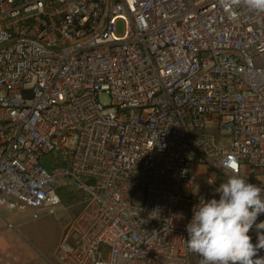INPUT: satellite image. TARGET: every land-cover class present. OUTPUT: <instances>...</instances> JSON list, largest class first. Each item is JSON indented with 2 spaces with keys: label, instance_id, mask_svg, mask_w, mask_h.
<instances>
[{
  "label": "built area",
  "instance_id": "built-area-1",
  "mask_svg": "<svg viewBox=\"0 0 264 264\" xmlns=\"http://www.w3.org/2000/svg\"><path fill=\"white\" fill-rule=\"evenodd\" d=\"M232 166L264 188V10L0 0V208L82 191L61 262L200 264L186 226Z\"/></svg>",
  "mask_w": 264,
  "mask_h": 264
},
{
  "label": "clouds",
  "instance_id": "clouds-1",
  "mask_svg": "<svg viewBox=\"0 0 264 264\" xmlns=\"http://www.w3.org/2000/svg\"><path fill=\"white\" fill-rule=\"evenodd\" d=\"M254 9L264 10V0H245ZM217 200H204L193 207L187 224V249L198 253L200 264H264L258 249H264V232L258 231L253 244L250 230L264 229V221L256 223L264 213V188L247 182L232 166V172L216 189Z\"/></svg>",
  "mask_w": 264,
  "mask_h": 264
},
{
  "label": "rangeland",
  "instance_id": "rangeland-1",
  "mask_svg": "<svg viewBox=\"0 0 264 264\" xmlns=\"http://www.w3.org/2000/svg\"><path fill=\"white\" fill-rule=\"evenodd\" d=\"M122 24L118 25V30L121 32ZM101 101L104 104H110L111 98L106 93L101 95ZM191 188L188 184L184 185L186 194L191 193ZM62 203L54 207V212L50 213L46 210H40L37 213L32 210H13L15 214L12 216L5 208H0V220L14 224V227H9V231H5L6 239L13 242L8 236L9 232L20 235L24 239V243L38 253V264H64L56 254V248L60 243L67 223L79 211V200L83 195L82 191L73 193L67 188L60 190ZM20 245L22 243H19ZM12 245V244H11ZM17 246L14 240V245ZM25 246V245H24Z\"/></svg>",
  "mask_w": 264,
  "mask_h": 264
},
{
  "label": "crops",
  "instance_id": "crops-1",
  "mask_svg": "<svg viewBox=\"0 0 264 264\" xmlns=\"http://www.w3.org/2000/svg\"><path fill=\"white\" fill-rule=\"evenodd\" d=\"M9 213L12 216L18 215L15 214V211H9ZM8 226L9 223L7 225L6 221L4 222L0 220V264H38V262L40 261L38 253L36 254L35 250H33L30 246L26 245L23 242L24 239L20 235L14 234L12 232H9V234L6 235L10 239H13V242L11 243L12 245L6 239L3 233L5 231H9V227H12ZM14 240L17 246H13ZM19 243L22 244L20 245Z\"/></svg>",
  "mask_w": 264,
  "mask_h": 264
}]
</instances>
